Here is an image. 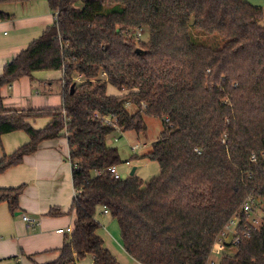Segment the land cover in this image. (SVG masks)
<instances>
[{
    "label": "trees",
    "instance_id": "16d2710c",
    "mask_svg": "<svg viewBox=\"0 0 264 264\" xmlns=\"http://www.w3.org/2000/svg\"><path fill=\"white\" fill-rule=\"evenodd\" d=\"M18 1L26 0L0 3ZM47 2L53 21L0 74L1 88L35 70L63 72L58 107H7L0 93V134L29 135L3 154L0 171L41 140L66 133L75 219L57 258L43 264H76L87 254L93 264H120L96 232L98 206L116 219L125 251L141 263L207 264L227 221L236 214L240 228L247 223L240 210L247 196L264 199V8L247 0ZM8 17L0 10V19ZM144 26L148 40H136L130 29ZM211 34L220 46L199 40ZM107 84L123 93L108 94ZM95 112L138 132L145 116L159 118V134L144 153L158 162V174L144 182L135 173L94 175L120 162L107 143L114 128ZM39 116L51 119L35 128L28 119ZM22 189L0 186V202L20 212ZM218 264H264V214L249 236L225 243Z\"/></svg>",
    "mask_w": 264,
    "mask_h": 264
},
{
    "label": "crops",
    "instance_id": "0c3cea01",
    "mask_svg": "<svg viewBox=\"0 0 264 264\" xmlns=\"http://www.w3.org/2000/svg\"><path fill=\"white\" fill-rule=\"evenodd\" d=\"M247 1L264 8V0ZM0 10L10 14L8 18L0 19L1 74L4 64L53 21V13L47 0L4 2L0 3ZM62 74L61 69L35 70L31 77L21 76L1 86L5 106L17 109L60 106ZM106 92L113 95L123 93L111 84H107ZM50 119V116H39L28 120L35 128H41ZM27 141L29 135L22 129L0 134V158ZM68 153L67 137L63 133L41 140L33 152L23 156L20 163L0 171V186L23 184L19 196L20 212H11L5 201L0 202V264H43L56 259L59 248L68 242L75 219L74 210L70 209L75 191ZM50 208H57L59 212L48 214ZM22 212L36 217L37 224L28 228L21 219ZM95 218L99 222L96 232L103 245L122 264L123 244H119L120 250L104 233V230L108 232L110 224H117L116 219L109 212H104L103 206L97 207ZM67 227L71 230L67 231ZM58 228H63V231H57ZM85 257L90 258L93 264L91 254ZM133 260L135 264H141L137 259ZM76 264H83V260H77Z\"/></svg>",
    "mask_w": 264,
    "mask_h": 264
},
{
    "label": "rangeland",
    "instance_id": "374dc122",
    "mask_svg": "<svg viewBox=\"0 0 264 264\" xmlns=\"http://www.w3.org/2000/svg\"><path fill=\"white\" fill-rule=\"evenodd\" d=\"M140 37V40L142 41L148 40L149 30L147 27H142ZM199 40L206 42L204 44L210 45L212 47L220 46L223 42L218 34L200 35ZM145 124L146 128L144 131L138 132L132 128L121 129L120 131L112 132L107 138V143L110 146L116 147L118 150L120 162L117 163V167L122 178L129 174L132 167H135L134 173L139 176L143 182L157 175L159 172L158 162L154 159L148 158L146 155H144V153L146 150L151 149L152 141L158 136L161 129V121L159 118L154 116H145ZM132 144H137L136 149L133 150L131 148ZM126 159L130 160V165L124 163V160ZM263 214L264 199L256 200L252 203V210L247 213L246 222L257 226L259 225ZM101 228H103V226H101ZM106 232L107 230H104L106 237H108L111 242L115 244L117 248H119V244L122 243V239L117 224H110L107 232L108 234ZM231 249V246H229L226 252L230 253ZM121 252L122 255L120 256V261L122 264H135L133 258L127 255L125 251L121 250ZM209 258H213L218 261V258L220 257L211 254ZM81 259L83 260V264H91L90 258L84 256ZM207 264L210 263L207 262Z\"/></svg>",
    "mask_w": 264,
    "mask_h": 264
},
{
    "label": "built area",
    "instance_id": "2783aa9c",
    "mask_svg": "<svg viewBox=\"0 0 264 264\" xmlns=\"http://www.w3.org/2000/svg\"><path fill=\"white\" fill-rule=\"evenodd\" d=\"M141 30H142V27H134V28L130 29V32L133 34V37L136 40H140L141 39V37H140ZM75 79L80 80L81 75L79 73L76 74ZM94 115H95V117L100 119L105 124L112 126L114 128V132L121 130V127L117 124L116 118L114 115H112V114H101L99 112H95ZM114 138H116V137H114ZM136 147H137V144L131 145V148L133 150L136 149ZM68 156H69V154H68ZM255 159H256L255 154H252L251 160H255ZM124 163L127 165H130V160L126 159V160H124ZM104 169L106 171H108L114 179L122 178L121 174L118 171L117 163L110 164L105 168H96L93 170V174L97 175V174L101 173ZM253 202L254 201H253L252 196H247L245 201L242 203L240 210L246 214L249 213L252 210V203ZM103 211L109 212V210L106 207H103ZM21 219L25 222V225L28 228H32L38 222V219L36 217L31 216L30 214H27L24 212L21 213ZM239 222H240V217L236 214L233 215L227 221V223L224 225L222 230L217 235V237H216V239L212 245V248L210 250V255L214 254V255H217L218 257H220L222 251L225 248V243L230 242V243L236 244L239 241V239L241 238V236H249L250 228L254 225L247 222L244 226H242V228H240ZM66 230L70 231L71 228L67 227ZM57 231H63V228H58ZM219 259L220 258H218V261H217L213 258L212 259L209 258L208 262L210 264H218ZM141 264H143V263H141Z\"/></svg>",
    "mask_w": 264,
    "mask_h": 264
},
{
    "label": "water",
    "instance_id": "95a60500",
    "mask_svg": "<svg viewBox=\"0 0 264 264\" xmlns=\"http://www.w3.org/2000/svg\"><path fill=\"white\" fill-rule=\"evenodd\" d=\"M138 50H139V48L137 47V48H136V51H138ZM140 50H141V49H140ZM134 170H135V167H132L131 170H130V172H129V174H130V175L134 174ZM16 213H18V212H16Z\"/></svg>",
    "mask_w": 264,
    "mask_h": 264
}]
</instances>
